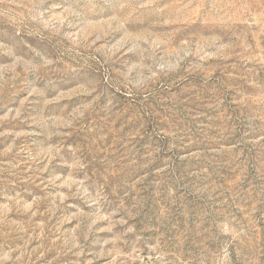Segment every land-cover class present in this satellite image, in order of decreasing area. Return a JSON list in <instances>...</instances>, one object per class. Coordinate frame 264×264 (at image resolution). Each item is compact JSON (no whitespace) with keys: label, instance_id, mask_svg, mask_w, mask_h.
I'll use <instances>...</instances> for the list:
<instances>
[{"label":"rangeland","instance_id":"rangeland-1","mask_svg":"<svg viewBox=\"0 0 264 264\" xmlns=\"http://www.w3.org/2000/svg\"><path fill=\"white\" fill-rule=\"evenodd\" d=\"M0 264H264V0H0Z\"/></svg>","mask_w":264,"mask_h":264}]
</instances>
